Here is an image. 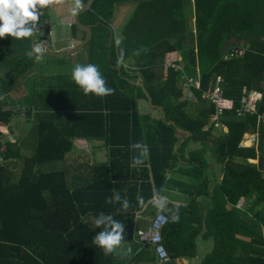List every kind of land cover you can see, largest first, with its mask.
<instances>
[{
	"label": "trees",
	"instance_id": "obj_1",
	"mask_svg": "<svg viewBox=\"0 0 264 264\" xmlns=\"http://www.w3.org/2000/svg\"><path fill=\"white\" fill-rule=\"evenodd\" d=\"M127 3L135 9L110 44L117 8ZM80 19L93 24L87 56L35 78L20 103L33 123L28 138L6 137L2 125L9 126L15 112L0 107V264H163L138 239L142 229L136 231L135 217L144 208L157 210L153 219L169 216L162 233L173 262L197 257L202 236L213 246L199 264H264V121L236 113L244 86L264 92V0H95ZM230 41L245 54L229 51L226 57ZM0 42L5 54L20 52L9 64L17 75L38 65L28 55L32 37L14 41L5 34ZM166 62L199 73L203 89L224 78L228 132L210 139L212 128L206 127L215 106L196 91L193 112L180 85L182 73ZM77 63L97 65L111 93L85 95L71 79ZM138 76L165 118L149 105L144 89L128 80ZM258 109L264 118V97ZM255 130L258 149L241 147L244 134ZM77 139L103 141L108 159L67 164ZM166 191L185 195L178 221L172 219L173 204L162 210L151 205ZM115 193L129 201L127 210L108 202ZM206 200L210 207L204 210ZM101 212L124 225L121 245L107 255L92 241Z\"/></svg>",
	"mask_w": 264,
	"mask_h": 264
},
{
	"label": "crops",
	"instance_id": "obj_2",
	"mask_svg": "<svg viewBox=\"0 0 264 264\" xmlns=\"http://www.w3.org/2000/svg\"><path fill=\"white\" fill-rule=\"evenodd\" d=\"M80 8H82V7L78 6V4L74 0H48V3L44 6H41L37 11V13L39 15V17H38L39 19L37 20L36 28L34 29L33 35L31 36L32 37V47L34 46V44L40 43L44 48V52L42 55L55 57V56L48 54L47 52H66L67 50L76 46L85 37L82 34V32H84L82 29L79 28L80 31H77L73 27L74 24L76 23L75 15ZM134 9H135V4H133V3H127V4H123V5L118 6L116 17L111 23V37H112V39L114 36L115 37L119 36L121 29L123 28L125 23L128 21V19L130 18ZM124 12L128 15V17H127L125 23L122 25L121 28L117 27V24H118L117 21H118L119 17H121L120 15L123 14ZM112 34H113V36H112ZM12 39L15 41V37H12ZM232 42L233 41H230L228 43L226 57L229 56V53L233 50L231 47L235 46L232 44ZM0 45H1V42H0ZM230 49H232V50H230ZM236 49L240 50V51L242 50L244 52L243 55L246 52V49L243 47L236 48ZM19 53L20 52H16L10 56L9 54H5L4 49L0 46V107H2L4 110H12L15 112V114L12 116V118L10 120L9 126L3 127V125H2V128H5L6 137L7 138H13V139L24 138V135H26V133L23 135V131H22V128L20 126H23V127L26 125L28 126L29 123L31 122L29 120V116L27 114L26 108L23 107L22 109H20V103H21L22 99H24L25 96H27L30 93L31 85L33 84L34 79L36 78V74H35L36 67H34L32 70L28 71L22 77V76L17 75V72H15V69H14V65H9L10 62H14V60L11 61L10 58L15 57V55H17L16 57L19 58V56H18ZM86 53L87 52L85 50H82V51L78 52L77 54L72 55L73 58L71 61L74 63L78 62L79 58L87 56ZM74 57H76L75 58L76 60L74 59ZM177 59L179 62L181 61L182 57H181L180 53L177 54ZM129 63L130 62H127V64L125 63V66L130 69V67L128 66ZM13 64H15V62ZM169 64H170L169 62H166V65L168 67H172L176 71H179L182 73L180 85L184 89L186 99L191 102L190 107H192V111L195 112L197 110L196 105L198 104V102H197L198 98L196 97L197 96L196 91H198L200 93V98H201V92L202 91L200 89L196 88L195 86H189V87L186 86L184 84V82H185L184 80H185L186 76H193L197 80L200 81L201 87H202V81H201L200 74L199 73L195 74V75L188 74L182 63H175V64L180 66L179 69H177L173 66H169ZM51 73H53V72H49L47 74H51ZM135 76H137V75H135ZM137 78L140 79L142 77L138 76ZM210 86H213V84H211ZM262 86H264V81L262 82ZM245 87H247V86H244L243 89ZM202 89H203V87H202ZM250 89H253V88H250ZM263 94H264V92H263ZM227 100H228V98H227ZM140 102H141L140 105L145 107L146 101L141 100ZM148 103H149V101H148ZM207 104L212 105L209 102H207ZM214 108L216 110V107H214ZM258 111H259V109H258ZM224 112H225V110H224ZM236 113L240 117L245 116V115H240L238 113V109H237ZM212 114H211V116H212ZM211 116H210V120H209V123H208L206 128H207V130L210 127L212 128V133L210 134V139L212 140V138L218 137V136L222 135L223 133L228 132L229 128L223 122L222 116H221L220 123H216V122L212 121ZM20 118H21V120H20ZM258 120H259V122L261 120L264 121V118L259 119V117H258ZM188 135H190V134L188 133ZM211 140H209V142H208L209 146L212 145ZM259 141H260L259 133L256 130L255 131H248L244 134L243 140L241 142V147H245V148L256 147V150H257ZM90 149H92L91 157L94 159V160H92V163L104 162L108 159V149L105 147L104 142L101 140H89L88 141L86 139H77L75 142V148L71 153H74L76 151H82V150L83 151L84 150L90 151ZM24 151L29 152L31 150L26 149V150H23V152ZM249 161L253 162V163H258L257 158H249ZM14 162H16V161H14ZM217 171L219 172L220 169H218ZM161 196L166 198V200H167L166 206H169L170 203L173 204L174 206H176V210L173 213H176V211L178 209H180L181 206L187 205V201H185V195H182L181 193H178L177 191H166V193L161 195ZM159 197L160 196L155 197L153 199L151 205L156 206V203H157V200L159 199ZM246 204H247V201L245 199H242L239 203V205L243 206V207H245ZM209 207H210V203H208L207 200L201 206V208L204 210H207ZM156 211L157 210L155 209L151 213L147 208H144L143 210L138 211L136 213V217H135L136 218L135 219L136 220V231H138L139 229H145V228L149 227ZM198 245H199V249H198V256L197 257H194V258H189V257L178 258L175 260L174 264H199L201 261V258L207 252H209L211 250V248L213 246V240L211 238L206 240L202 236H200V237H198ZM127 256H128V254L126 253V257ZM157 260H158V262H161L158 259V257H157Z\"/></svg>",
	"mask_w": 264,
	"mask_h": 264
},
{
	"label": "clouds",
	"instance_id": "obj_3",
	"mask_svg": "<svg viewBox=\"0 0 264 264\" xmlns=\"http://www.w3.org/2000/svg\"><path fill=\"white\" fill-rule=\"evenodd\" d=\"M47 3L48 0H0V37L5 34L17 39L31 37L38 20L37 6H44ZM119 43L120 41H117V44ZM43 52V46L36 43L28 55L40 59ZM71 79L85 95L93 93L97 96H104L112 91L111 88L106 86L105 79L98 66L92 63H77L71 70ZM133 147L141 149L142 145L136 143ZM133 162L139 164L142 161L133 157ZM108 202H120L122 210H127L129 207V201L127 199L122 200L119 193L109 197ZM166 204V198L160 196L156 207L164 209ZM172 219L178 221L179 214L174 213ZM94 224L100 228V231L93 236V243L100 247L105 255L114 252L124 239V225L114 219L113 215L102 212L96 216Z\"/></svg>",
	"mask_w": 264,
	"mask_h": 264
},
{
	"label": "built area",
	"instance_id": "obj_4",
	"mask_svg": "<svg viewBox=\"0 0 264 264\" xmlns=\"http://www.w3.org/2000/svg\"><path fill=\"white\" fill-rule=\"evenodd\" d=\"M78 6L82 7L83 4L80 0H74ZM241 50H232L230 56L234 55H243ZM177 69L180 68L179 65L175 63L169 64ZM186 86H195L200 89L201 99L209 102L210 104L216 107L215 112L212 114L211 119L216 123H220L221 116L225 110V104L228 102L225 96L224 89V79L221 76H218L216 82L213 86L208 87L207 89H202L201 83L193 76H186L184 80ZM264 94L262 91L257 89H250L245 87L242 90V97L240 101V106L238 108V113L240 115H254L257 114L259 119H262L263 116L258 112L259 103L262 101ZM4 157L0 156V165L4 164ZM169 222V216L165 213H159L155 219H153L152 224L147 229L139 230L138 239L144 244H150L153 248L158 259L163 263L164 261L171 260L170 254L165 246L164 237L162 230L164 226Z\"/></svg>",
	"mask_w": 264,
	"mask_h": 264
},
{
	"label": "rangeland",
	"instance_id": "obj_5",
	"mask_svg": "<svg viewBox=\"0 0 264 264\" xmlns=\"http://www.w3.org/2000/svg\"><path fill=\"white\" fill-rule=\"evenodd\" d=\"M120 16L121 17H119V19L117 21L118 22L117 27L121 28L122 25L125 23L128 15L124 12ZM63 58H64V63L60 64L59 61H56V59H54L53 57H50L47 55H41L40 59H37L38 65L36 66V71H35L36 79L38 78V80H40L39 78H41L40 76H42V75L45 76L49 72L63 71V70L67 69V66L70 67L69 62H72L71 60H72L73 56L68 55V56H64ZM75 58L76 57H74V59ZM136 74L139 75L138 73H136ZM21 118H20V120H21ZM32 126H33V123H29L28 126L26 125L24 127L20 126L22 128L23 135L26 133V135H24V137L28 138V136L30 135L29 133L31 131ZM91 155H92V149H90V151H85V150L84 151L83 150L82 151H76L74 153H70L67 156L66 163L67 164H72V163L77 164V163H84L85 162V163L92 164V160H94V159L91 157ZM185 201H186V199H185Z\"/></svg>",
	"mask_w": 264,
	"mask_h": 264
},
{
	"label": "water",
	"instance_id": "obj_6",
	"mask_svg": "<svg viewBox=\"0 0 264 264\" xmlns=\"http://www.w3.org/2000/svg\"><path fill=\"white\" fill-rule=\"evenodd\" d=\"M95 0H88V2L86 4H84L82 6V8H80L76 15H75V20H76V23L77 25L79 26L80 29H82L84 32H85V37L83 40H81L76 46H74L73 48L67 50L66 52H47L48 54L52 55V56H55V57H64V56H68V55H75L77 54L78 52L84 50V48L88 45V43L90 42L92 36H93V24H84L82 23L81 19H80V15L82 13H84L85 11H87L88 9H90L93 5ZM113 36V34H112ZM111 41H112V37L110 38V44H111ZM116 67L118 70H119V73L121 74V69L119 66H114ZM128 80L133 83V84H137L139 86H141L145 93L147 94L148 96V100H149V104L151 107H157L159 108L163 114H162V117L165 118L166 117V113L165 111L163 110L162 106H158V105H155L153 103V98L151 96V94L147 91L146 87H145V83L143 82V79L140 78L138 80H136V78H128ZM169 123H174L173 121H169ZM163 264H174L173 261L171 260H167V261H164Z\"/></svg>",
	"mask_w": 264,
	"mask_h": 264
}]
</instances>
